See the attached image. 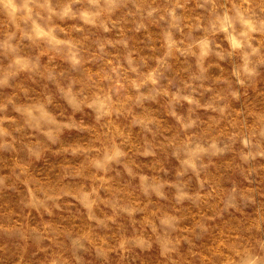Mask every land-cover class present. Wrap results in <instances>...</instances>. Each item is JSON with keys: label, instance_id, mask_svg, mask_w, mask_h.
Masks as SVG:
<instances>
[{"label": "rangeland", "instance_id": "rangeland-1", "mask_svg": "<svg viewBox=\"0 0 264 264\" xmlns=\"http://www.w3.org/2000/svg\"><path fill=\"white\" fill-rule=\"evenodd\" d=\"M0 264H264V0H0Z\"/></svg>", "mask_w": 264, "mask_h": 264}]
</instances>
